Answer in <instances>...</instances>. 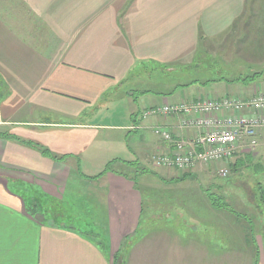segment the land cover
<instances>
[{
	"label": "crops",
	"instance_id": "crops-1",
	"mask_svg": "<svg viewBox=\"0 0 264 264\" xmlns=\"http://www.w3.org/2000/svg\"><path fill=\"white\" fill-rule=\"evenodd\" d=\"M259 1L249 11L247 0H17L23 7L20 11L12 0H0V86L5 90L0 99V264H114L117 254L124 253L125 239L138 231L146 208L138 183L146 175H139L131 165L144 169L152 157L173 149L156 134V127L170 129L175 140L179 135L173 120H149L145 126L147 119L141 120L140 113L198 98L250 100V87L260 83L264 88V0ZM23 14L35 18L46 34L35 30L30 34L28 28L20 31L16 17L23 19ZM233 37L241 43L233 46L240 48L233 60L255 64L250 68L259 65L257 82L226 83L224 78L179 87L161 95L162 104L150 107L137 105L148 94L141 98L129 92V85L146 67L186 73L207 56L228 65L219 46L228 47ZM254 46L257 60L247 52ZM113 98L127 102L123 122H90L98 105ZM19 115L22 119L16 120ZM134 133L142 135L129 136ZM111 162L116 173L93 179ZM85 167L101 171L89 173ZM126 168L134 170L135 177ZM159 180L167 185L163 177ZM71 185L81 189L69 195V210L64 211L99 218L85 230L60 222L63 213H46L40 204L55 203L57 209ZM155 200L162 203L152 194L150 201ZM102 217L106 223L97 230ZM231 236L212 244L214 250L225 249L220 253L202 251L191 242L192 251L180 256L179 242L177 255L171 253L177 259L172 260L264 264L262 246L260 254L252 257L247 250L252 241ZM154 243L158 242L152 241V247ZM131 245L125 250L130 264L143 259L146 264H151L150 259L152 264H171L166 262L170 248L165 241L157 248L163 246L162 259L154 252L150 258V252Z\"/></svg>",
	"mask_w": 264,
	"mask_h": 264
},
{
	"label": "rangeland",
	"instance_id": "rangeland-1",
	"mask_svg": "<svg viewBox=\"0 0 264 264\" xmlns=\"http://www.w3.org/2000/svg\"><path fill=\"white\" fill-rule=\"evenodd\" d=\"M12 1L15 9L22 11L23 7L18 5L17 0ZM254 1L259 0H247L249 11ZM260 2L261 0L259 3ZM16 18L19 21L17 24L20 31L28 28L27 32L30 34H32L34 30L42 33L43 36L46 34L45 28L41 26L35 18L31 20L29 16L25 17V15L23 19L20 17ZM238 41V38L236 39V37H233V39L229 41V46L231 45V47H227L226 45L224 47L219 46V55L222 59L224 58L225 62L229 63L228 65L219 64L217 59L213 61L212 58L207 56L206 58L201 57L200 60L202 62L197 66H192L186 73L180 70H177V72H165L163 70L159 72L154 67H146L143 72L137 75L138 79H136V82L134 81L129 85L130 90H128L130 93H138L137 95H139V97L148 94L145 96L146 98L140 100L137 105L143 104L150 107L162 104L160 102L163 97L160 96L171 94L179 90V87L180 89H186L197 84L207 85L211 82H220L224 78L228 79L226 83H235L234 80L239 77L247 79L253 77L254 74L260 76L261 67H259V65L250 68L249 66H254L255 64L245 61V65H243L241 64L243 62L238 59L233 60L240 51L239 47L233 48L234 44L235 46L241 44ZM247 52L251 59H258V50L256 46H254L250 52ZM211 57L215 58L213 55H211ZM194 79H196V81H194ZM255 82H257V80L254 81V83ZM263 89L260 83L250 87L248 90L249 93L252 94L250 98L264 95ZM3 92H5V90L0 86V99ZM244 101L249 100L245 99ZM126 103L125 100H118L115 98L104 99L102 103L98 105L97 110L95 109L96 112L90 122L96 123L97 125H114L122 123L123 120H121V118H125L128 111ZM48 118H50V116H48ZM163 118L164 116L147 117L144 125L148 126L150 124L149 120L153 123L161 122ZM166 118L173 120L175 124L178 123L177 126H179L181 122L179 118L173 115ZM257 118H259V116ZM261 118L263 119L264 116H261ZM15 119L21 120L22 118H20L19 115L15 116ZM209 119L220 124L226 118L223 115H214L210 116ZM207 131L208 130H203L200 135H204L203 133ZM170 132L175 136V133L171 130ZM177 132L179 134L177 136L179 139L190 137V133L187 129L180 128ZM141 135L142 133H134L129 136L140 137ZM149 164V166L143 167V173H145L146 176L138 179L139 186L142 189L141 191L146 201V208L144 210V217L141 219L139 229L135 235L139 234L142 235V237L140 236L141 238H139L135 235L127 237L122 248V250H124L122 252L124 253L117 254L116 261H113L114 264H124L123 262L130 264L131 256L128 254L129 252L125 250H128L131 244L134 250H138L139 247L138 251L142 253L150 252V258H152L154 252L162 259L166 256L163 246L159 250L157 248L158 243L163 244L165 241L166 244H169L170 248L169 259H166V262H171V264H177V261L173 262L172 260L177 258L171 255V253L175 252L177 255V244H179V242L181 243V245L179 244L180 256H183V254H181L182 252L192 251L191 247H189L191 242H196V246L201 247L202 251L210 250L213 252L217 250L218 252H224L225 249H212V244L224 243V241L232 238L231 235L234 237L240 235L245 241H252L250 243L256 245L254 247L252 244L253 247L250 245L247 248L252 257H256L258 252L260 254L261 246L264 249V209L262 206L261 208L259 207L257 199L258 187L260 185L264 187V127H261L259 132L257 148L251 149L245 147V149L239 151L235 155L234 159L224 164L212 163L209 165H199L185 172L178 170H175L176 172H169L166 171L168 169L165 168L155 169L153 157ZM108 165H106L105 168H107ZM85 169H87L89 173L95 171L96 174L101 171L91 170L87 167H85ZM114 169L110 173H116ZM224 170L227 171L226 176L221 175V171ZM125 172L135 177L134 170L127 169ZM160 177H163L167 182L166 186L161 183L162 181L159 180ZM80 189L81 187H77V185H71L65 194L67 196H63L65 198L62 203H57V209L55 203L49 204L46 201L40 203L38 201L39 198L37 201L42 207H45L46 213L52 215L63 213L64 216H59L60 222L72 224L74 227L85 230L89 223L98 221L99 218L87 215L73 216L70 211H64V208L69 210V195H72V192L75 190L80 191ZM152 194L156 196V198L161 199L162 203L159 201L157 203L156 200L152 203L150 201V196H152ZM209 195L221 196L224 199L223 205L225 209L214 210L208 200ZM160 204H162V206ZM34 208L37 210L38 206H34ZM68 213L70 215H66ZM76 213L79 212L76 211ZM51 218L53 217L51 216ZM101 220H103V222H99L100 224L96 227L97 230L102 229V224L106 223V218L102 217ZM176 233L179 234L180 237ZM183 233L185 239H182ZM93 236L95 237V235ZM93 240L96 241L97 238ZM98 241L101 243L100 237H98ZM152 241L158 243H154L152 247ZM191 246H193V244ZM215 246L216 245H214V247ZM147 247L151 248L147 250ZM150 260L152 264V259ZM139 264H146L145 260L143 259Z\"/></svg>",
	"mask_w": 264,
	"mask_h": 264
},
{
	"label": "built area",
	"instance_id": "built-area-1",
	"mask_svg": "<svg viewBox=\"0 0 264 264\" xmlns=\"http://www.w3.org/2000/svg\"><path fill=\"white\" fill-rule=\"evenodd\" d=\"M173 115L181 120L178 129H187L190 137L175 140L164 126L155 128L157 135L173 148L153 157L155 169L189 171L199 165L227 163L247 148L258 147V136L264 127V95L249 101L229 96L221 98H199L191 102L164 104L161 107L145 109L140 119ZM225 116L218 124L210 116ZM259 116V118H257ZM133 130L139 126H133ZM203 130H208L200 135ZM226 176L227 171H221Z\"/></svg>",
	"mask_w": 264,
	"mask_h": 264
},
{
	"label": "trees",
	"instance_id": "trees-1",
	"mask_svg": "<svg viewBox=\"0 0 264 264\" xmlns=\"http://www.w3.org/2000/svg\"><path fill=\"white\" fill-rule=\"evenodd\" d=\"M257 75L254 74L253 77L251 78H247V79H243L241 77H239L238 79L234 80V82L238 83V82H243V83H247L248 85L250 83H253L254 81H256L257 79ZM135 99V98H134ZM136 131V130H135ZM115 164V162H111L107 168L104 169V171L98 175L97 177L93 178V179H99L101 178L102 176L106 175L107 173H110L113 171V168H112V165ZM135 165V164H134ZM134 165H131L132 167H134L136 169V171L138 170V174L139 175H146L145 173H143V169L140 170L138 165L136 164L135 166ZM258 192H257V199H258V202H259V207L264 209V187H261V185L258 187ZM208 200L210 202V205L211 207L214 209V210H222V209H225V206L223 205L224 204V199L221 197V196H208ZM144 211V210H143ZM263 233H264V228H263ZM256 238V237H255ZM125 244V243H124ZM123 244V245H124ZM114 261H116V257L114 259Z\"/></svg>",
	"mask_w": 264,
	"mask_h": 264
}]
</instances>
